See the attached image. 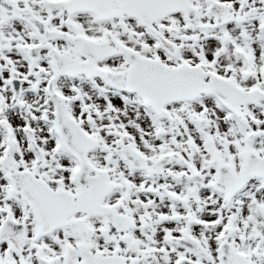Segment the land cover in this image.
I'll return each instance as SVG.
<instances>
[{
  "label": "snow or ice",
  "instance_id": "1",
  "mask_svg": "<svg viewBox=\"0 0 264 264\" xmlns=\"http://www.w3.org/2000/svg\"><path fill=\"white\" fill-rule=\"evenodd\" d=\"M0 264H264V0H0Z\"/></svg>",
  "mask_w": 264,
  "mask_h": 264
}]
</instances>
